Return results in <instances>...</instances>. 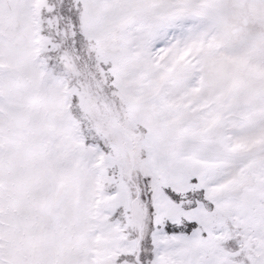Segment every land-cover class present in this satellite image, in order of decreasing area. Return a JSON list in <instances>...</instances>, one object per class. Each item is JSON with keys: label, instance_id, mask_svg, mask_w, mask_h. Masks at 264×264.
Here are the masks:
<instances>
[{"label": "snow or ice", "instance_id": "6c2138e0", "mask_svg": "<svg viewBox=\"0 0 264 264\" xmlns=\"http://www.w3.org/2000/svg\"><path fill=\"white\" fill-rule=\"evenodd\" d=\"M0 264H264V0H0Z\"/></svg>", "mask_w": 264, "mask_h": 264}]
</instances>
